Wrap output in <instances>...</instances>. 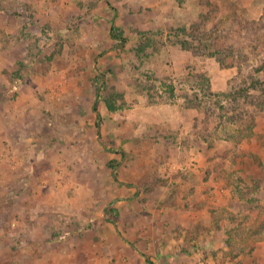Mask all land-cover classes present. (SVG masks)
<instances>
[{
  "label": "rangeland",
  "instance_id": "obj_1",
  "mask_svg": "<svg viewBox=\"0 0 264 264\" xmlns=\"http://www.w3.org/2000/svg\"><path fill=\"white\" fill-rule=\"evenodd\" d=\"M146 262L264 264V0H0V264Z\"/></svg>",
  "mask_w": 264,
  "mask_h": 264
},
{
  "label": "trees",
  "instance_id": "obj_2",
  "mask_svg": "<svg viewBox=\"0 0 264 264\" xmlns=\"http://www.w3.org/2000/svg\"><path fill=\"white\" fill-rule=\"evenodd\" d=\"M115 27L112 25L111 26V35L114 37V38H117L118 39V37L116 36V34H115ZM121 43L120 44H122L123 43V41H120ZM183 43H185L184 41H183ZM258 83H260V81H259V79H255L253 82H252V86H257L256 84H258ZM96 96L98 97L99 96V90L97 89L96 90ZM107 105L111 108V109H114L115 107L109 102V101H107ZM93 108H94V110H96V116H97V120H96V124H97V126H99V124H100V112H99V110H98V101H97V99L94 101V103H93ZM115 178H116V173H114V175H113ZM113 218V219H112ZM111 219H112V221H113V223L115 224V225H117V220L114 218V217H112ZM141 254H143L142 252H141Z\"/></svg>",
  "mask_w": 264,
  "mask_h": 264
},
{
  "label": "crops",
  "instance_id": "obj_3",
  "mask_svg": "<svg viewBox=\"0 0 264 264\" xmlns=\"http://www.w3.org/2000/svg\"><path fill=\"white\" fill-rule=\"evenodd\" d=\"M98 2H99L100 4H102L103 1H98ZM127 186H129V185H127ZM133 196H134V195H133ZM114 200H115V199H114ZM114 225H115V224H114ZM126 241H127V239H126ZM135 249L141 254V252H142L141 250H139V249L136 248V247H135ZM142 253H143V252H142ZM141 255L144 256L145 258L147 257V255H145V253H143V254H141ZM147 260H148V259H147ZM146 263H147V262H146ZM200 263H201V262H200ZM147 264H148V263H147Z\"/></svg>",
  "mask_w": 264,
  "mask_h": 264
}]
</instances>
